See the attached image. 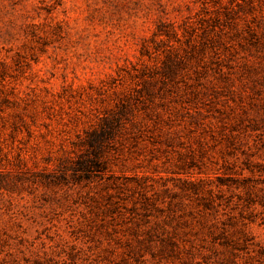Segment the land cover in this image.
<instances>
[{
  "label": "rangeland",
  "instance_id": "374dc122",
  "mask_svg": "<svg viewBox=\"0 0 264 264\" xmlns=\"http://www.w3.org/2000/svg\"><path fill=\"white\" fill-rule=\"evenodd\" d=\"M0 264H264V0H0Z\"/></svg>",
  "mask_w": 264,
  "mask_h": 264
},
{
  "label": "trees",
  "instance_id": "16d2710c",
  "mask_svg": "<svg viewBox=\"0 0 264 264\" xmlns=\"http://www.w3.org/2000/svg\"><path fill=\"white\" fill-rule=\"evenodd\" d=\"M91 168H98V169H101L102 168V164L100 162H97V161H92L90 166L89 164H86L84 165L82 168H81V171H90Z\"/></svg>",
  "mask_w": 264,
  "mask_h": 264
}]
</instances>
